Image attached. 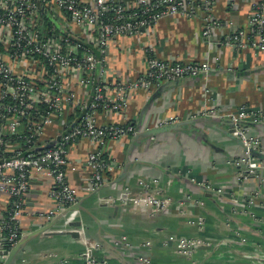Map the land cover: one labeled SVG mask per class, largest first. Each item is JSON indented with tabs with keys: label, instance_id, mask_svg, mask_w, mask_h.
Returning <instances> with one entry per match:
<instances>
[{
	"label": "crops",
	"instance_id": "obj_1",
	"mask_svg": "<svg viewBox=\"0 0 264 264\" xmlns=\"http://www.w3.org/2000/svg\"><path fill=\"white\" fill-rule=\"evenodd\" d=\"M121 2L131 9L138 0ZM192 3L188 16L169 17L142 34L112 39L103 57L109 81L139 78L145 66L143 48H151L154 57L167 62L206 63L208 74L166 81L152 101L156 89L150 94L142 89L129 91L122 111L96 113L94 119L99 126L131 124L136 129L135 134L106 144L104 156L116 169L105 176V184L97 194L88 191L90 172L85 158L93 149L91 144L74 141L66 150V180L79 198L83 236L90 244L99 245L92 255L107 264H142L141 258L150 264H188L189 259L168 243L169 237L219 245L225 239H234L237 233L248 241L247 246L230 241L229 247L200 248L192 258L195 264H250L241 253L264 245V228L260 225L264 221V173L240 177L236 163L242 147L230 122L200 119L204 110L211 109L228 113L246 107L264 114V50L238 49L230 44L232 34L247 24L248 0H213L211 15L220 26L209 38L202 37L206 13L199 2ZM46 15L47 19L58 20L54 14ZM68 92L72 103L64 119L73 123L91 93L78 84L76 76L69 79ZM105 94L110 96L111 89ZM170 119L184 125L180 130L155 136L137 135L164 127L159 123ZM60 126L56 123L46 128L43 140L57 134ZM248 131L258 138L259 152L264 155V122L248 126ZM30 179L25 212L19 221L23 236L49 224L51 221L45 222L38 214L53 208L49 198L51 180L40 176ZM142 184H147V190ZM126 189L132 195L167 198L171 205L156 211L98 203V197L115 198ZM6 201V197H0V217L6 213ZM63 228L60 218L51 230ZM122 237L129 247L120 243ZM83 251L84 244L75 235L40 234L26 242L13 264H82Z\"/></svg>",
	"mask_w": 264,
	"mask_h": 264
},
{
	"label": "built area",
	"instance_id": "obj_2",
	"mask_svg": "<svg viewBox=\"0 0 264 264\" xmlns=\"http://www.w3.org/2000/svg\"><path fill=\"white\" fill-rule=\"evenodd\" d=\"M194 1L206 13L202 37L209 38L220 26L211 15L213 0H138L131 9L121 0H0V197L7 199L6 213L0 217V243L8 246L6 250L0 246V252L8 253L23 236L19 221L25 212L30 178L40 176L52 182L49 198L53 208L38 216L48 223L62 214L61 231L77 232L84 244L80 255L82 264H107L93 257L92 250L99 245L87 241L82 226L75 230L68 226L79 220V211H68L79 198L66 180V150L74 141L85 140L91 144L93 149L86 155L85 166L90 172L88 191L97 194L105 184V176L116 169L104 156L106 144L135 134L136 129L131 124L99 126L94 119L96 113L122 111L126 106L124 96L129 91L142 89L150 94L166 81L208 74L210 68L206 63L167 62L154 57L151 48H143V74L135 81L111 79V82L103 57L112 39L142 34L169 17L188 16V6ZM248 9L246 26L232 34L230 44L238 49L264 50L263 1L248 0ZM47 12L56 15L58 20L47 19ZM72 76H76L80 86L88 88L91 96L80 107L79 118L68 123L64 118L72 103V94L68 92ZM110 89L111 94L107 96L105 92ZM200 117L230 122L242 147V156L236 163L240 177L264 173V161L253 156L254 151L259 152L260 142L248 131V126L264 122L262 112L246 107L228 113L211 109L204 110ZM176 122L170 119L160 122L159 126ZM56 123L61 125L58 133L43 140L45 129ZM141 187L148 188L147 184ZM98 203H120L156 211H164L171 205L167 198L145 193L132 195L127 189L115 198L98 197ZM260 223L264 228V221ZM230 241L248 245L247 239L237 233L234 239H225L219 245L229 247ZM120 243L130 246L125 237ZM168 243L176 253L189 259L188 264H195L192 258L200 248L219 246L192 238L169 237ZM241 257L250 264H264V245L241 253ZM4 260L5 256L0 254V264ZM139 261L150 264L146 258Z\"/></svg>",
	"mask_w": 264,
	"mask_h": 264
},
{
	"label": "water",
	"instance_id": "obj_3",
	"mask_svg": "<svg viewBox=\"0 0 264 264\" xmlns=\"http://www.w3.org/2000/svg\"><path fill=\"white\" fill-rule=\"evenodd\" d=\"M162 89H163V85H160L156 89V92L151 96L150 100L152 101L154 99V97H156L162 91ZM200 119H204V118L202 117ZM208 119H211V118H208ZM211 120H216L217 121V119H211ZM183 125H184V123H177V124L164 126V127H160V128H154V129H150V130H143L137 135L155 136L156 134H161V133H166V132H169V131L180 130ZM232 131H233V129H232ZM237 141L240 143V141L238 139H237ZM240 145H241V143H240ZM51 146H52V143L48 144L46 146V148H49ZM253 156L258 158V159H260L261 161H264V155L261 154L260 152H255L254 151L253 152ZM79 207H80V204L77 203L75 206L71 207L68 211H70V210L79 211V209H80ZM61 215L58 216L53 221H51L49 224H47L45 226H41L40 228H38L37 230H34L33 232L27 234L26 236H22L21 239L17 242V244L8 253L6 251L0 252L1 255L5 256V260H4L3 264H13L15 259H16V257L18 256V254L23 250L24 245L26 244V242L29 239H31V238H33L35 236H38L40 234L47 235V236H54V235H70L71 236V235H75L76 237H79L77 232L61 231V230L52 231L51 230L52 226L61 218ZM68 226L75 230V229H78L79 227H81V222H80V220H76L74 222H71Z\"/></svg>",
	"mask_w": 264,
	"mask_h": 264
},
{
	"label": "trees",
	"instance_id": "obj_4",
	"mask_svg": "<svg viewBox=\"0 0 264 264\" xmlns=\"http://www.w3.org/2000/svg\"><path fill=\"white\" fill-rule=\"evenodd\" d=\"M0 246H2V248H4L5 250L8 248L7 244H5V242H1Z\"/></svg>",
	"mask_w": 264,
	"mask_h": 264
}]
</instances>
